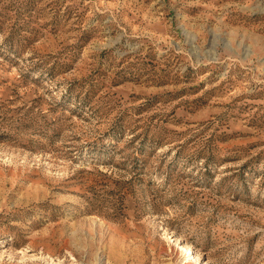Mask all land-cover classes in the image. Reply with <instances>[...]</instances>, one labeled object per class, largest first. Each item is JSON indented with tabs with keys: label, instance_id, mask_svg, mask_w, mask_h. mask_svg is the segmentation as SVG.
<instances>
[{
	"label": "rangeland",
	"instance_id": "1",
	"mask_svg": "<svg viewBox=\"0 0 264 264\" xmlns=\"http://www.w3.org/2000/svg\"><path fill=\"white\" fill-rule=\"evenodd\" d=\"M0 264H264V0H0Z\"/></svg>",
	"mask_w": 264,
	"mask_h": 264
},
{
	"label": "bare ground",
	"instance_id": "2",
	"mask_svg": "<svg viewBox=\"0 0 264 264\" xmlns=\"http://www.w3.org/2000/svg\"><path fill=\"white\" fill-rule=\"evenodd\" d=\"M181 249H182L183 251H189V250H191V247H190L189 245H182V246H181Z\"/></svg>",
	"mask_w": 264,
	"mask_h": 264
}]
</instances>
